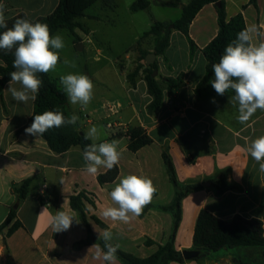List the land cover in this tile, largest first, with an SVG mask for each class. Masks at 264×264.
Instances as JSON below:
<instances>
[{"label":"crops","instance_id":"crops-1","mask_svg":"<svg viewBox=\"0 0 264 264\" xmlns=\"http://www.w3.org/2000/svg\"><path fill=\"white\" fill-rule=\"evenodd\" d=\"M224 1L228 18L242 13L246 25L264 23V0H258L256 7L250 5L249 0ZM59 2L3 0L2 3L5 5L6 20L19 13L36 20L52 14ZM86 17L85 14L79 21L93 35L95 31ZM218 30L216 6L208 4L197 13L189 27V36L197 46L194 54L191 53L188 38L180 31H172L165 56L156 57L158 75L174 79L182 77L183 84L175 91H164L163 107L155 115L147 109L152 97L148 94L143 71H140L135 86H131L128 80V74L141 64L138 58H130L117 70L106 62L102 63V51L97 50L95 69L88 75L94 82V98L88 107L94 110L84 115L86 109L81 110L79 105H73L69 100L68 107L71 114L72 110H78V124L83 133L95 125L91 115L99 113L101 122L106 124L107 129L113 130L111 135L105 132L101 134V141L115 139L120 142L122 157L117 165L120 173L110 184L101 185L98 182V176L108 169L101 168L94 177L83 171V150L80 147L56 154L42 136L38 138L20 133L19 130L33 114L35 101L27 105L19 103L7 91L9 83L5 86L0 96V225L9 209L16 204V197L11 192L12 184L26 179H31L32 183L28 198L18 206V219L23 227L8 238L5 237L7 230L0 235V264H102L92 259L94 249L89 251L95 243L74 247L75 243L88 238L87 229L70 206V197L81 192L92 201L86 202V206L96 239H99V232L107 229L113 233L112 243L119 244V249L140 258L151 256L170 237L173 220L169 213L150 209L143 217L123 224L104 220L100 210L111 205L109 192L120 178L128 174L152 179L157 189L151 201L153 205L170 204L175 190L162 158L164 149L172 156L182 182L196 180L204 186V182L210 181L217 172L227 171L229 181L242 187L241 192L227 191L220 196L210 189L211 186L189 194L182 203V222L175 241L178 251L194 250L195 226L203 209L224 221H231L235 216L257 219L264 227V172L244 151L252 139L264 135V111L257 110L247 124H240L237 107L229 102L231 96L227 93L213 97L212 90L208 88L201 96L196 94V87L204 78L208 64L203 49L216 37ZM81 31L84 32L83 29ZM59 32L70 34L67 30ZM77 35L81 39L82 49L85 41L92 43L90 35ZM142 49L153 53L154 43L152 47L144 46ZM109 69H113L112 78L106 75ZM213 98L215 103L212 102ZM135 126L146 129L153 143L132 152L128 149L126 133ZM184 136L190 139L182 145L178 140ZM62 178L64 183L60 184ZM56 195L58 207L61 209L63 205L64 210H70L79 221L74 220L69 230L57 234L47 224L48 214L41 215L46 205L40 201L43 197L48 202ZM48 212L52 213L49 206ZM92 216L103 222L106 228L97 225ZM148 240L152 243L147 244ZM2 241L4 245H1ZM250 252V249L244 248H224L211 253L204 264H239ZM170 264L198 263L191 260Z\"/></svg>","mask_w":264,"mask_h":264},{"label":"trees","instance_id":"trees-1","mask_svg":"<svg viewBox=\"0 0 264 264\" xmlns=\"http://www.w3.org/2000/svg\"><path fill=\"white\" fill-rule=\"evenodd\" d=\"M97 1L99 0H60L55 11L48 16L31 20L26 16V14L19 13L13 18L6 20V22L8 27H12L15 21L19 18H26L33 23L41 22L49 26L53 36L60 30H67L73 36L74 42L78 43L81 39L77 35L76 29H84L79 19L85 16V11ZM2 2L3 0H0V3ZM158 4L169 7L176 6L175 3H168L164 1H159ZM208 4H214L216 6L219 30L216 37L203 49V54L208 64L204 78L196 87V94L201 96L203 91L210 88L212 90V96L216 97L217 94L209 83V81L214 78L212 65L219 61L226 45L233 41L236 38L237 33L246 26L242 13H239L232 18H228L224 0H191L187 5L182 6V15L175 22H171L169 24H165L160 21L154 22L151 28L141 35L138 45L141 44L142 39L152 36L154 37L153 53L158 57L165 56V52L170 45L171 33L173 30H177L188 38L191 53L194 54L197 46L189 36V27L197 13ZM249 4L256 7L258 0H249ZM149 7L150 1L137 0L132 4L131 10L139 11L148 9ZM4 30L5 29L0 28V33ZM140 52L142 55L141 61L143 62L138 65L133 72L128 74V80L131 86H135L136 79L138 78L140 71H143L148 94L152 97V101L148 105L147 109L150 114L155 115L163 107L164 91H175L179 89L183 84V79L182 77L177 79L164 78L160 76V74L154 77L153 73L159 71L158 62L155 61L152 65L148 66L146 64V57L150 52L143 49L140 50ZM13 60L14 56L12 53H5L0 50V61L3 62V64L0 65V96H2L5 86L9 83V73L15 70L13 68ZM38 75L42 79L43 85L40 88L35 100L33 114L29 118L27 124L19 130L20 133L25 132V128L31 125L33 116L36 114H41L48 110H59L64 113L65 117L72 115L69 111L67 95L63 91L62 86L59 84L58 79L54 78L50 73H40ZM227 94L232 96L234 93L232 90H229ZM126 136L128 138V149L132 152H137L153 143V139L150 137L146 129L141 126L130 128L126 133ZM42 137L47 141L50 149L56 154H63L73 147H80L84 150V148L91 143V141L84 139V133L81 131L79 124L75 126L52 128L44 133ZM189 139V136H184L178 141L183 145L187 143ZM162 158L166 166L170 182L175 190L173 201L168 205L158 206L149 203L143 209L140 216L143 217L150 209H157L159 211L169 213L173 220L170 237L164 245H159L155 253L146 258H140L118 249L117 257L122 264H170L171 262L185 263L187 261H191L185 259L183 256L184 251L181 252L176 249V235L182 222L183 200L189 194L204 189V186L196 180L182 182L178 177L174 160L167 149L163 150ZM119 173V167L115 166L113 169L100 174L98 176V182L101 185L110 184L118 178ZM210 182V189L218 196L227 191H242V187L239 184L229 181L227 171L217 172L215 176L210 178ZM31 183V179H26L12 184L11 192L15 195L16 204L18 206H21L28 198ZM155 195L156 193L154 196ZM40 201L42 204L49 206L52 213L60 210L58 207V195L50 198L48 202L43 197L40 198ZM86 202L92 203V201L83 192L70 197L71 208L78 213L82 224L88 231V238L75 243V248H81L85 245L97 242L103 246V241H98V239L94 237L91 230ZM91 219L97 225L102 228H106V225L97 217L92 216ZM22 227L23 224L18 219V208L12 206L9 209L6 219L0 225V235L7 230L5 237L8 238ZM193 238L194 250L199 252L198 257L195 258L194 261L198 264H204V261L211 253L224 248H244L251 250V252L246 256L247 259L245 258L244 260H241L239 264H264V227L260 220H249L242 216H235L231 221H224L203 209L198 215ZM146 243L151 244L152 241L148 240Z\"/></svg>","mask_w":264,"mask_h":264},{"label":"clouds","instance_id":"clouds-1","mask_svg":"<svg viewBox=\"0 0 264 264\" xmlns=\"http://www.w3.org/2000/svg\"><path fill=\"white\" fill-rule=\"evenodd\" d=\"M0 50L12 53L13 68L9 73L10 80L7 91L13 100L27 105L35 101L43 81L38 74L54 72L60 62V50L65 48L62 35L53 36L47 24L31 22L19 18L12 27H8L5 17V5L0 3ZM63 63L76 68L74 61L64 59ZM213 79L209 81L217 95L223 96L229 90L234 93L229 102L237 107V120L247 124L257 110L264 111V23L248 24L236 38L228 43L219 61L212 65ZM60 83L69 102L79 105L81 110L87 109L94 98V83L83 73L69 72L60 75ZM14 85H19L15 87ZM215 103V99L212 100ZM80 117L72 114L65 117L59 110H48L33 116L29 127L25 128L28 135L41 137L52 128L75 126ZM84 139L91 141L82 153L83 171L89 176H96L101 168L111 170L120 163L122 150L118 140L101 141V130L97 126L90 127L84 133ZM244 151L259 164L264 172V135H260L246 146ZM63 178L60 184H63ZM157 189L152 179L137 174H128L109 192L111 205L103 207L100 215L106 221L130 224L138 218L143 209L151 203ZM47 213V224L53 233H60L71 228L73 221H79L70 210L63 205L55 213L48 212L46 205L41 215ZM89 251L94 249L92 259L102 264H119L117 251L119 244H113V233L110 230L99 232L98 241Z\"/></svg>","mask_w":264,"mask_h":264},{"label":"rangeland","instance_id":"rangeland-1","mask_svg":"<svg viewBox=\"0 0 264 264\" xmlns=\"http://www.w3.org/2000/svg\"><path fill=\"white\" fill-rule=\"evenodd\" d=\"M136 1L102 0L89 8L85 13L87 16L86 20L93 26L94 34H89V28H87L88 30L84 28V32L81 29L77 31L82 37H84V33L85 35H90L92 43L88 44L85 41L84 49L80 46L81 42L75 43L73 37L67 32L57 33L63 36L65 48L60 50L61 64H58L56 70L50 73L56 75L57 79H59L60 75H65L69 72L89 75L95 69L96 63L94 59H96L98 49L102 51L100 55L102 63L106 62L111 68H116L117 70H120V67L124 66L125 62L130 61V58L131 60L138 58V61L142 63L140 50L144 46L147 48L152 47L154 37L149 36L142 39L139 45L137 44V39L145 31L149 30L156 21L169 24L178 20L182 15V6L186 5L190 0H148L150 1L148 9L132 11L131 6ZM159 1L175 3L176 6H161L158 4ZM64 59L74 61L76 68L66 66L63 63ZM112 70L109 69L110 72L106 73L108 77L112 78V75H114V73H111ZM58 81L61 85L60 80ZM90 110L94 109L87 107L83 114H87ZM72 112V114L79 116L78 110L75 112L72 110ZM91 118L94 120L95 126L100 128L101 134L105 132L111 135L113 130L107 129L106 124L101 122L99 113L91 115ZM3 241L1 245H4Z\"/></svg>","mask_w":264,"mask_h":264},{"label":"water","instance_id":"water-1","mask_svg":"<svg viewBox=\"0 0 264 264\" xmlns=\"http://www.w3.org/2000/svg\"><path fill=\"white\" fill-rule=\"evenodd\" d=\"M219 5V4H218ZM173 27V26H171ZM156 55L154 53H150L149 55H147L146 57V64L148 66L152 65L155 61H156ZM158 75V71L153 73V76L156 77ZM211 186V182L210 181H206L204 182V187H210ZM15 208H18V205L15 204L14 205ZM199 255V252L196 250H187L183 252V256L185 257V259L187 260H194L195 258H197Z\"/></svg>","mask_w":264,"mask_h":264},{"label":"built area","instance_id":"built-area-1","mask_svg":"<svg viewBox=\"0 0 264 264\" xmlns=\"http://www.w3.org/2000/svg\"><path fill=\"white\" fill-rule=\"evenodd\" d=\"M111 128L113 127V126H110Z\"/></svg>","mask_w":264,"mask_h":264}]
</instances>
